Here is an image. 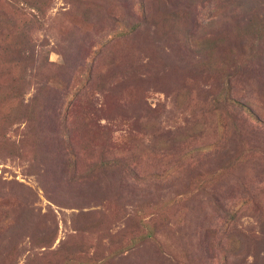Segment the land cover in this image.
<instances>
[{
    "label": "rangeland",
    "instance_id": "1",
    "mask_svg": "<svg viewBox=\"0 0 264 264\" xmlns=\"http://www.w3.org/2000/svg\"><path fill=\"white\" fill-rule=\"evenodd\" d=\"M263 15L0 0V264H264Z\"/></svg>",
    "mask_w": 264,
    "mask_h": 264
},
{
    "label": "trees",
    "instance_id": "2",
    "mask_svg": "<svg viewBox=\"0 0 264 264\" xmlns=\"http://www.w3.org/2000/svg\"><path fill=\"white\" fill-rule=\"evenodd\" d=\"M263 16H264V15H263ZM232 18H235V16H233ZM241 20L244 21L243 18H242ZM237 22H238V21H237ZM246 25H247L248 27L243 28V30H237V31H235L234 36L231 35V34H229L230 39H231L234 43H235V41H243V40L245 39L246 36L248 37V33H249V32L251 33V31H257V32H258V28H257V29H251L252 26L250 25V21H245L244 26H246ZM250 26H251V27H250ZM244 31L246 32L245 34H244Z\"/></svg>",
    "mask_w": 264,
    "mask_h": 264
}]
</instances>
